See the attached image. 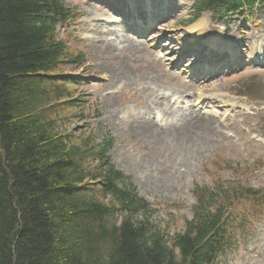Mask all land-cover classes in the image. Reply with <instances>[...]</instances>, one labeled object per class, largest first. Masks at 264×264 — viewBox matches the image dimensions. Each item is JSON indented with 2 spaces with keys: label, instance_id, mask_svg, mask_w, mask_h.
Listing matches in <instances>:
<instances>
[{
  "label": "rangeland",
  "instance_id": "374dc122",
  "mask_svg": "<svg viewBox=\"0 0 264 264\" xmlns=\"http://www.w3.org/2000/svg\"><path fill=\"white\" fill-rule=\"evenodd\" d=\"M60 1L78 7L81 18L76 31L61 29L59 38L86 62L64 68L60 76L77 80L74 99L87 109L82 115L61 111L59 132L76 145L94 138L98 146L112 138L108 157L132 178L138 197L159 209L151 217L155 226L171 236L185 229L198 187L219 181L264 188V67L199 76L214 67L202 66L189 46L193 38L213 39L222 24L227 32L221 41L242 43L240 53L249 62L264 48V14L256 26L248 15L218 23L206 13L182 26L192 17L193 0H163L176 15L138 38L104 7L88 0ZM138 1L127 0L128 6ZM201 20L205 31L198 35L194 26ZM127 75L129 80L122 78ZM249 207L246 199L241 202L235 226L244 216L248 222ZM124 216L119 212L118 222ZM245 227L241 235L237 230V243L220 264H264V212Z\"/></svg>",
  "mask_w": 264,
  "mask_h": 264
},
{
  "label": "trees",
  "instance_id": "16d2710c",
  "mask_svg": "<svg viewBox=\"0 0 264 264\" xmlns=\"http://www.w3.org/2000/svg\"><path fill=\"white\" fill-rule=\"evenodd\" d=\"M241 1L202 0L197 11ZM77 20L59 0H0V264H215L230 248L233 192H203L185 230L165 238L109 164L107 142L59 132L61 111L87 109L60 77L85 64L59 38Z\"/></svg>",
  "mask_w": 264,
  "mask_h": 264
},
{
  "label": "bare ground",
  "instance_id": "6f19581e",
  "mask_svg": "<svg viewBox=\"0 0 264 264\" xmlns=\"http://www.w3.org/2000/svg\"><path fill=\"white\" fill-rule=\"evenodd\" d=\"M130 23H132V22H130ZM201 25L198 28L195 27L196 29H199V31L197 32L198 35H200V34H202L204 32L203 26H201ZM196 29H194V30H196ZM122 78H125V79L127 78L128 80L130 79L128 75L124 76Z\"/></svg>",
  "mask_w": 264,
  "mask_h": 264
}]
</instances>
